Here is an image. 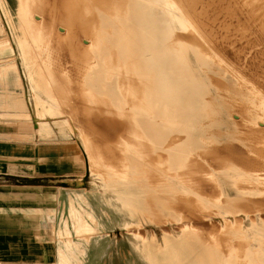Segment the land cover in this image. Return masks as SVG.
Returning <instances> with one entry per match:
<instances>
[{"label":"crops","instance_id":"0c3cea01","mask_svg":"<svg viewBox=\"0 0 264 264\" xmlns=\"http://www.w3.org/2000/svg\"><path fill=\"white\" fill-rule=\"evenodd\" d=\"M28 6L23 0L18 2L20 19L29 25L28 29L22 28V31L23 37L32 40L30 47L27 44L32 55L37 51L38 40L42 39V42L47 44L45 37L50 36L49 27L53 25L52 22H62L54 17L50 19L49 16L44 20L42 6L38 4ZM37 11L43 15V28L40 29L32 23L33 20L37 21L36 17H33ZM130 14L125 17L129 16V20L124 18L123 11H118L114 20L109 17L101 18L95 21L97 26L94 31L90 27L89 19L86 35L88 39L71 37L75 43L78 41L80 57H85V64L78 68L74 63L66 76L56 74L54 59L48 49L42 51L41 48L45 45L38 42L39 50L43 54L44 68L40 84L43 83L46 89L31 87L35 93L37 109V114H34L28 98V87L24 83L25 77L22 76L20 62L16 58L10 25L0 9V264H60L57 233L62 212L68 215L69 202L65 196H59L57 186L52 182L58 179L69 180L67 178L73 176L74 172L84 170L85 158L87 169L98 168L97 171L94 169L96 179L100 181L99 185L97 184L98 192L101 190L111 195L108 205L115 202L121 207L117 212L121 211L123 215L132 214L142 219L144 211L136 210L135 207L151 203L149 195L146 199L145 193L162 198V204L171 203L173 172L182 171L187 158H190V163L186 166L191 169L190 167L195 165L193 154L202 157V153H198L200 149H210L208 153L211 152L212 126L204 125V122L200 121L196 123L194 119L208 117L213 109H217L210 104L215 92L208 82L205 81L207 86L202 87L195 77L190 78L188 75V70L202 67L192 54L191 59H188V49L182 47L181 39L166 35L167 22L163 15L152 13L146 5L137 7L134 14ZM69 25L71 29L80 28L72 23ZM55 31V37L59 38L64 32L59 27ZM63 34L62 37H65L66 34ZM20 43L21 46H26L23 40ZM64 48L65 43L58 39L56 54H66ZM29 73L32 78L34 72L31 70ZM65 78L75 87L70 99L67 97ZM78 87H84L92 96ZM113 87H142L143 92L138 95L139 104L132 107L125 100L126 92L121 90L118 93ZM93 95L102 98L105 109L99 110L101 117L89 113L94 124L88 123L87 128L110 137L124 127L119 119L133 121L135 125L129 126V131L137 133L148 150L146 156L150 157L149 160L145 159V155L137 158L134 152H127L122 162L124 170L119 173L112 165H105L99 158H94L92 146L88 142L86 150L82 149V154H78L76 147H72L75 155L69 152L68 147H59L54 142L45 144L44 137L56 135L55 128L47 117L64 115L68 100L77 105L82 97H88L90 102H93ZM78 111L73 108V115L79 118ZM41 116L44 121L40 119ZM53 123L59 135H79L78 128L69 116ZM108 126L114 133H110L112 130ZM173 134H181L185 139L175 142L171 139ZM191 134H203V137L193 140ZM204 134H209L210 137H205ZM72 156H75L74 161L72 160L74 164L68 161ZM150 164L156 173L154 184H151L145 175L147 167H152ZM224 182L227 181L222 182L225 194L230 195V185ZM208 189L207 186L204 188L207 191ZM165 195L169 196L167 200L163 197ZM102 199L101 197L100 200ZM130 204L132 211L128 210ZM145 212L147 218L153 216L152 211ZM164 214L169 218L171 212L165 211ZM107 247L106 243L101 242L90 244L88 252L92 254L88 255L84 264H108L110 261L101 260L99 254L102 251L107 252ZM117 248V244L115 250L110 246L108 252H117ZM116 260L118 257L112 256L111 264H119L120 261Z\"/></svg>","mask_w":264,"mask_h":264},{"label":"rangeland","instance_id":"374dc122","mask_svg":"<svg viewBox=\"0 0 264 264\" xmlns=\"http://www.w3.org/2000/svg\"><path fill=\"white\" fill-rule=\"evenodd\" d=\"M19 1L21 0H5V2L0 0V9L2 13L4 14L8 24L10 25L9 26L10 34L13 38L14 46L16 48V54H17L16 58L19 59L22 76L23 78L25 77L24 83L28 87V95H29L28 98L32 104L33 113L37 114L35 111L37 110L35 108V102H36L35 93L31 87H44V89H46V86L43 83L40 84L43 80V75H44V68L42 66L43 49L45 48L48 49V51L50 52L49 54H51L52 58L54 59L56 74L57 73L58 74L62 73L63 75L67 74L69 71V68H71V65H73L74 63H76L78 68L80 66L82 67L85 64V57L84 56L80 57V46L78 44V41L75 43L72 38L68 37V35L71 32L70 31L71 27L69 25L70 22L65 21V22L58 24L55 22L56 20L53 21L52 22L53 25L49 27L50 32H51L50 36L45 37L47 44H44L42 42V39L41 41L38 40V42L40 41L39 43L45 46L44 48L41 46L42 51L40 52L39 45L37 42V51H34L31 55V52L27 46L29 45L30 47L32 45V40L28 37H23L24 32L22 31V28L28 29L29 25L27 24L26 21L23 22L20 19L19 10H18ZM76 1L78 0H74V1L73 0H35L36 4L42 6L41 8L43 9L42 14L44 15V18L41 12L37 11L33 15V17H36L37 21L33 20L32 23L34 24V26H37L38 29H40V28H43L42 18L46 20L48 19V16H49L50 19L54 17V19H57V21H59V11H58L57 3L59 5H64V6L68 5L67 3H69V8L71 9L70 10L71 12L68 14L70 17V15H72L73 7L74 6L75 8L80 7V4L79 3L76 4ZM85 1H87L86 4H89V5H86L85 7V5L82 4V8H84L83 12L85 13V16L90 19L89 24L93 31H94V28H96L97 26L95 21H99V19L104 18V17L106 18L109 17V19L112 17L114 18V15L117 14L118 11L125 12L124 18L127 15H129V13H131L130 14L131 16L134 14V10H136L138 6L137 4L132 3L133 0H99L100 4H97V3L94 4L93 0H85ZM139 1L142 3L141 5H146L148 7V10L151 11L152 13L155 12L157 14L159 13L163 15L165 17V21L167 22V24L171 21L175 22L176 33L173 35V37H177L181 39L182 47L183 46L186 47L190 55L192 54V56L196 58V61L202 67L201 69L204 71L205 81L209 83V85L211 86V89L215 92L214 94H216L222 102L221 114L223 112V115H224L223 120H220L218 118L217 115L219 113L217 109H213V112H211L210 116L208 117L206 116V117H200V118L194 119V122L196 121V123L200 121V122H204L203 123L204 125L209 124L212 126V132H211L212 150L211 152L208 153L210 149L209 150H206L203 148L200 149L198 153L199 154L204 153L202 157L198 158L196 154H193V158H192L193 163L196 162L197 164L195 163V165L193 166L190 165L191 166L190 168L192 169H189L187 166H185L182 171L177 172V173L173 172V177L174 178L177 177V180H180V181L183 180V182L188 185L192 184V186L195 187V190L197 189V191L201 195L202 194L204 195L203 196L204 198L210 199L211 202H215V203H218L220 198H223L224 196L227 195L225 194V188L222 187V182L227 181L230 185L228 190L230 191L231 195L233 196L237 195L239 197H245V196L247 197L245 198V202L243 201L242 203H240V206L243 207V210L247 211L250 216L251 215L253 217L258 216L264 220V204H263L264 200L261 201V199L264 198V175H263L264 174V151H263L264 150L263 148L264 147V138H263L264 137L263 135L264 134V131H263L264 130V125H263L264 124V93H262L264 92V88L261 87V85L264 84V81L262 80V77L258 76L257 78V76H255L254 73L252 75V73L250 72L249 74L246 73L248 76L247 77L246 75H243V73L245 74L246 71L239 68L238 66L236 67H238L239 69H237V71L235 70V65L233 64V62H231L233 60H231L232 58H230V54H229V51L231 48L230 43L227 37H225L227 35H225V32H222V30H221L222 34L221 32H219V35L217 34L218 33V29L216 28L217 26H215V23L212 22L211 20V16H209L211 14L213 15L214 12L211 11L210 13V11L208 10L207 12L206 6H205V9H203L202 11V9L198 5H195L192 2V0H187V1L185 0L184 1L183 0H177V1L176 0H139ZM179 1L180 2L182 1V2L179 3ZM190 1L192 4L186 3ZM185 3L190 4V6L187 5L188 6L187 8ZM181 5L182 6L184 5V7H181ZM196 6L197 8L199 7L198 9H201V11L197 10ZM41 8L39 9L42 10ZM184 8H186L187 10H190V8L191 10L194 9L193 10L194 12L192 11L193 14L191 13V11L189 13V11L185 9L187 11L186 12ZM195 11H199L198 14ZM201 13H202V16H200ZM62 14L67 15V13H64V12H62ZM190 14L192 15V17L190 16ZM193 15H196L197 17ZM207 16L210 17L209 18L210 20L207 18ZM198 17L199 18L202 17L201 18L202 20L199 19ZM204 18H207V20H205ZM125 19L129 20V16ZM196 21L198 22L195 23ZM205 23L207 25H205ZM211 23H214V24H211ZM209 24H211L212 26ZM54 25H56L57 27ZM210 26L212 28H210ZM58 27L64 31L63 33L66 32L65 37H62L64 35L63 33H62V36L60 35V38L58 36L55 37L56 35L55 29ZM187 29H190V30H187ZM203 29H206V30L203 31ZM224 29L228 30L227 27L223 26V31ZM188 31L192 33L193 37L190 36L191 33H189ZM228 31L229 33L233 32V31L230 32L231 30H228ZM25 32L27 34L26 30ZM206 32L209 34H204ZM214 33L218 35L219 38H217ZM187 35L189 37H187ZM207 35L208 37H206ZM58 39L60 40L61 43H65L64 51L66 50V54L63 52L62 54H60V56L56 54V43ZM80 39L87 40L88 38L85 37V35H82ZM21 40H23L26 46H21V43H20ZM223 43L226 46H224ZM216 44L217 45L221 44V45H219L220 46L219 47V46H216ZM211 46H213V48ZM214 47L215 48L219 47V48L215 49ZM225 49H229V51L228 50L226 51ZM225 52H228V53L226 54ZM221 53H223V55ZM224 56L225 58L226 57L227 58L226 59L223 58ZM227 60L229 61V64ZM31 70L34 72V74L32 75V78L29 73ZM238 70L240 73L238 72ZM214 78L217 79V82ZM68 80H69L68 78L65 79V81H67L68 83L66 84L65 87L67 90V97L69 96L68 98L70 99L71 95L74 94L75 92V91L73 92L75 87H72L69 84ZM254 80L256 81L253 82ZM257 84L260 86H258ZM78 88L81 91H85L87 94L90 93L84 87H78ZM81 88L84 90H82ZM113 88L116 91H118V93H120L121 90H124L127 94L125 95V100L126 102L130 103L132 107L137 106V104H139L138 95L139 93L143 92L142 87H113ZM93 98H94L93 102H90V99L88 97L86 98L82 97V99L78 102L77 105H75L70 100L66 101L67 104L64 108V112L66 113L64 115H58V116L47 118V120L51 122L52 127L55 128L56 135L50 138L44 137L43 140L45 144H47V142H54L59 147H68L69 152H72L74 155H75V152L73 151L74 148L72 147H76V150H77L76 152L78 154L79 153L82 154V149L86 150L85 146H86V142H88L92 146V154L94 158L96 159L99 158L105 165H112L113 166L112 168L120 173L124 170L122 162H123L125 153L131 151V153L134 152L136 155L142 157L144 155L146 156V151L148 150L144 146L140 138L137 136V133L134 130H133L134 132L129 131V126L133 127L135 125L134 122L131 120L128 121L125 118L119 119V121L123 124L124 127L120 128L119 131L113 137L105 136L102 133L98 134L94 131L89 130L87 128V124L88 123L94 124L93 123L94 120L91 119L92 117H90L91 114L89 113L92 112V114L99 115L100 114L98 113L99 110L105 109L102 98L97 97V95L96 96L93 95ZM239 104H243L244 106H247V107L244 109V106L240 105L242 109L240 107H239L240 109L238 110L237 108H234V107H238ZM73 108L76 109V112L77 110H79L78 111L79 118L73 115ZM238 113H241V115ZM257 113L261 114L260 116L261 119H256ZM68 116L72 118V123L78 128L79 135H74V134L69 133L65 137V136L59 135L58 131H56V127L53 125L54 124L53 122L67 119ZM40 119L44 121V118L42 116L40 117ZM234 119H236L237 122H235ZM246 124H248L249 127L246 126ZM244 126L247 128H245ZM250 126L251 127L257 126L261 128V133L255 134V135H258L256 137L259 138L258 139L259 141L256 139V137L253 134L250 133V129H251ZM220 130H222L224 133L223 132L221 133ZM204 136L210 137L209 134H204ZM245 136L249 138H245ZM201 137H203V134H191V139L193 140L200 139ZM250 137H252V139ZM171 139H173V141L175 142H178V140L180 142V140L185 139V137L183 135L176 134V135H173ZM253 142L255 144H253ZM244 153L246 154L244 155ZM74 159H75V156L74 157L72 156V158H70V160L68 161L71 164H74L73 162ZM145 159L149 160L150 157L146 156ZM195 159L196 161H194ZM240 159L241 160L243 159L242 161H244V163ZM198 160L201 162H199ZM257 160L259 161V163ZM86 162L87 161L85 158V162L83 164L84 170L78 171L76 169L77 171L73 173V176L67 178L69 180L58 179L52 182V184H55L57 186V190L59 191L58 192L59 196H61L62 198L63 196H65V199H67V201L69 202L68 215L66 216L65 213L62 212V216L59 221V231L57 233L58 239H59L58 242L60 245L59 246L60 264H71L74 262L76 264H84L86 262V259L88 258V255L91 256L92 254L91 252H88L89 245L96 243V242H101L104 244L106 243L108 246L107 247L108 251L110 250V246L112 247L113 250H115L116 244L118 245L117 252L115 251L113 252L112 250V252L102 251L101 253L103 254L99 253L101 255V260L110 261L108 262V264H111L112 256H114L115 258L118 257V260L116 261L118 262L120 261L119 264H143V262L138 258V256H136L137 255L136 250H138L137 246L139 244L137 242L138 238L135 235H141V238H140L141 243L145 244L144 246L146 247L149 255L151 256L152 251H151L150 245L146 243V240L148 239L145 237H155L156 236V239L158 238L157 240L161 243L164 241L163 240L164 236H168L166 231L178 233V232H182L186 228L187 229L195 228L196 230L199 231V233L197 234L199 238L202 236L205 239H207L211 244L213 243L215 246L219 247L222 250L223 249L225 251L227 250L228 247L226 245L228 244L224 242L223 238H221V235L219 233L220 226L217 224V222L216 223L212 222V224L210 222L211 221L210 219L211 218L213 219L215 214L211 212L209 209H204V207H202V205H200L199 203L198 204L196 203L197 204L196 207L192 209H190L189 207H187V205L182 204V203L174 204L173 207L176 208L175 209L176 211L175 213H171L170 217L168 218L166 216L167 214H164L166 210L161 211L160 213H157L158 209H157V206L154 200L158 196H156L155 194L150 195V194L145 193L146 199H148L147 196L149 195V200H151V203L154 202L153 204H155L154 205L155 209H153V216L152 217L148 216L147 218L146 212L142 211L143 212L142 216L141 215L140 216L142 217V220L145 218V221L140 223L138 221L133 220L135 224L134 226H130V227L123 226L124 221H125L124 220L125 215L115 211L110 205H108L109 204L108 198H110L111 195L105 194L101 190H99L98 192L99 188L97 184L99 185L100 181L96 179V175H95L96 172H94V169L97 171L98 168L96 169L95 167H93V169L91 168L87 169ZM241 162L243 165L241 164ZM260 166H261V169H260ZM257 168L259 170H257ZM101 171L103 172L104 169ZM193 171L195 172L192 173ZM145 175L149 179V182L151 184H154L155 179H156V176H155L156 173L154 171L153 166L147 167V172ZM252 175L254 177H252ZM207 182L209 183V185ZM227 182H224V183H227ZM252 182L255 184L253 185ZM165 183L167 182L165 181ZM245 184L246 185L248 184V185L246 186ZM206 185L207 187L209 186L211 189H208V191L204 190ZM213 187L215 188L216 191L214 190ZM239 187L241 188L239 189ZM209 194H212V196L211 195L209 196ZM100 196L103 198L102 201H100L99 199ZM168 197L169 196L167 195L164 196L166 200L168 199ZM256 200L258 201V203H256L257 202ZM260 201L262 202V204L259 203ZM248 204L250 206H248L247 208ZM244 205L246 208L244 207ZM260 205L263 207H261ZM131 207L132 205L130 204L128 208L129 211H132ZM144 213H145V216L143 217ZM129 216L132 217V214H129ZM44 217L47 218L46 216ZM137 224L138 225L142 224V225H140V227H137L136 226ZM167 224L170 226H168ZM207 224H209L212 227H210ZM208 230L210 231L208 232ZM162 231L165 234L164 236L162 234L163 233ZM230 231L232 234H235L236 236V237H233V244L231 241L232 247L234 245L236 250L232 252L233 257L235 256L234 259L232 258L228 262V264H246V261H244L243 257L245 255V249L249 248L250 246L249 244H246V242H244L242 237H239L238 227L235 226V228L230 229ZM189 232L191 231L189 230ZM150 234L151 236H149ZM134 237H136V239ZM216 244H219V245H216ZM186 248L188 250H191L190 246H187ZM162 249H163L162 251L165 257L161 258L158 262L160 263L168 262L171 264H176V262L177 263L179 262L180 258L177 255L176 249L174 248L170 249L163 245H162ZM256 254L259 258L257 259L258 262H261L260 264H264V259H262V257L264 256V252L257 251ZM46 258L47 257L45 256V259Z\"/></svg>","mask_w":264,"mask_h":264},{"label":"bare ground","instance_id":"6f19581e","mask_svg":"<svg viewBox=\"0 0 264 264\" xmlns=\"http://www.w3.org/2000/svg\"><path fill=\"white\" fill-rule=\"evenodd\" d=\"M74 1V0H73ZM94 1V4L97 3V4H100V1L99 0H93ZM177 1V0H176ZM184 1V0H183ZM187 1V0H185ZM91 2V1H90ZM182 2V1H181ZM179 1V3H181ZM192 2L195 4V5H198L202 11L203 9H205V6H206V11H213V15H209L211 16V20L212 22L215 23V26H217L216 28L218 29V35H219V32H225V37H227L229 43H230V51L229 49H225L226 51L228 50L229 51V54H230V58H232L231 62H233V64L235 65V70L237 71V69L241 68L243 70H245V74L243 73V75H246V73L249 74L254 73L255 76H260L262 77V80L264 81V0H192ZM23 3L26 4H29V6H34L36 5L35 3V0H23ZM80 4V7L78 8H75V6L73 7V10H72V15H70L69 17V14L71 11V9L69 8V3H67L68 5L64 6V5H59L57 3V6H58V11H59V21L61 22H64V21H67V22H70V24H75L77 27L80 26L79 29H71L70 31V34L68 35L69 38L71 37H76V38H79L81 37L82 35H87V22L89 20L88 17L85 16V13L83 12L84 8H82V4L85 5H89V4H86L87 1L85 0H78L76 1V4ZM130 3V2H129ZM133 4H137L139 7L142 3L139 1V0H133L132 1ZM186 3H191L190 2H186ZM185 3V4H186ZM49 4V3H48ZM75 4V3H74ZM192 4V3H191ZM193 4V5H194ZM129 5V4H127ZM190 4H186V6ZM192 5V6H193ZM194 5V6H195ZM28 6V7H29ZM177 6V5H176ZM185 6V7H186ZM181 7H184V5ZM198 7V8H199ZM179 8V7H178ZM188 8V6H187ZM192 8V7H191ZM187 10L186 8H184V10L186 9L187 11H192L195 9H192L191 10ZM197 6H196V9L197 10H200L201 9H198ZM98 10V9H97ZM185 10V11H186ZM100 11V10H99ZM182 11V10H180ZM184 11V12H185ZM186 11V12H187ZM207 11V12H208ZM30 10L27 12L29 13ZM62 12L64 13H67L66 14H62ZM101 12V11H100ZM194 12V11H193ZM197 14L199 11H195ZM206 12V13H207ZM25 13V14H27ZM125 13V12H124ZM203 13V12H202ZM202 13L200 16H202ZM105 14V13H104ZM193 14V13H192ZM87 15V14H86ZM106 15V14H105ZM207 15V14H206ZM88 16V15H87ZM110 16V15H109ZM115 16V15H114ZM190 16L192 17V15L190 14ZM193 16H196V15H193ZM207 16V18L209 19L210 17ZM27 17V16H26ZM111 17V16H110ZM197 17V16H196ZM195 17V18H196ZM28 18V17H27ZM26 18V19H27ZM30 18V17H29ZM113 18V17H112ZM111 18V19H112ZM121 18V17H120ZM199 18V17H198ZM197 18V20H198ZM202 17H200L199 19H201ZM207 18H204L205 20H207ZM188 19V18H187ZM194 19V17H193ZM202 20V19H201ZM204 20V22H205ZM210 20V19H209ZM190 21V20H189ZM194 21V20H193ZM29 22V21H28ZM198 21H196L195 23H197ZM30 23V22H29ZM123 23V22H122ZM125 23V21H124ZM128 23V22H127ZM188 23V21H187ZM200 23V22H199ZM198 23V24H199ZM214 23H211V24H214ZM118 24V22L116 23ZM201 24V23H200ZM209 24V25H211ZM32 25V24H31ZM34 25V24H33ZM126 25V24H125ZM124 25V26H125ZM205 25H207L205 23ZM196 26V25H194ZM199 26V25H198ZM212 26V25H211ZM210 26V28H212ZM223 26L224 27H227L228 30H231L230 32L232 33H229V31L227 29H224L223 31ZM182 27V25H181ZM204 27V26H203ZM231 27V28H230ZM119 28V27H118ZM122 28V27H121ZM207 28V27H206ZM222 28V29H221ZM63 29V28H62ZM123 29V28H122ZM165 29H166V35L167 36H171L173 37V35L176 33V24L174 21H171L167 24V26H165ZM184 29V28H183ZM201 29V28H199ZM100 30V29H99ZM105 30V29H104ZM185 30V29H184ZM187 30H190V29H187ZM206 30V29H203V31ZM211 30V29H210ZM215 30V29H214ZM112 31V30H111ZM202 31V30H201ZM208 31V30H207ZM228 31V32H227ZM30 32V31H29ZM120 32V31H119ZM160 32V31H159ZM184 32V31H183ZM189 32V31H188ZM214 32V31H213ZM221 32V34H222ZM227 32V33H226ZM66 33V32H65ZM181 33V32H180ZM191 33V32H189ZM95 34V33H94ZM99 34V32H98ZM178 34V33H177ZM204 34H209V33H204ZM211 34V32H210ZM215 34V33H214ZM110 35V34H109ZM195 35V34H194ZM216 35V34H215ZM216 35L217 38H219V36ZM224 35V33H223ZM190 36H192V33L190 34ZM196 36V35H195ZM222 36V35H221ZM97 37V36H96ZM103 37V36H102ZM159 37V36H158ZM183 37V36H181ZM187 37H189L187 35ZM193 37V36H192ZM204 37V36H203ZM208 37V35L206 36ZM205 37V39H206ZM197 38V37H196ZM210 38V37H209ZM216 38V39H217ZM223 38V37H222ZM231 38V39H229ZM101 39V38H100ZM178 39V38H177ZM195 39V38H194ZM208 39V38H207ZM221 39V38H220ZM173 40V38H172ZM192 40V38H191ZM211 40V39H210ZM215 40V38H214ZM224 40V39H223ZM222 40V41H223ZM226 40V39H225ZM103 41V40H102ZM219 41V40H218ZM98 42V41H97ZM172 42V41H171ZM197 42V41H196ZM208 42V41H207ZM212 42V41H211ZM215 42V41H214ZM217 42V41H216ZM221 42V41H220ZM160 43V42H159ZM170 43V42H169ZM180 43V42H179ZM182 43V42H181ZM201 43V42H200ZM222 43V42H221ZM94 44V43H93ZM168 44V43H167ZM176 44V43H175ZM184 44V43H183ZM218 44V43H217ZM216 46H219L217 45ZM106 45V44H105ZM105 45H102V46H105ZM168 45H171V44H168ZM168 45H167V48H168ZM192 45V44H191ZM209 45V44H208ZM224 46H226L224 43H223ZM110 46V45H109ZM160 46V45H159ZM203 46V45H202ZM201 46V47H202ZM175 47V46H174ZM213 48V46H211ZM220 47V46H219ZM219 47H216V48H219ZM96 48V47H95ZM178 48V47H177ZM183 48H186V47H183ZM215 48V47H214ZM215 48V49H216ZM223 48V47H222ZM221 48V49H222ZM227 48V47H226ZM127 49V48H126ZM160 49V48H159ZM203 49V48H202ZM207 49V48H206ZM220 49V50H221ZM224 49V48H223ZM173 50V49H172ZM170 51H171V48H170ZM184 51V50H183ZM205 51V50H204ZM207 51V50H206ZM217 51V50H216ZM215 51V52H216ZM222 51V50H221ZM93 52V51H92ZM110 52V50H109ZM209 52V51H208ZM219 52V51H218ZM224 52V50H223ZM135 53V52H134ZM169 53V52H168ZM201 53V52H200ZM207 53V52H206ZM226 54L228 52H225ZM99 54V53H98ZM172 54V53H171ZM186 54V53H185ZM210 54V53H209ZM223 55V53H221ZM127 55V54H126ZM138 55V54H137ZM128 56V55H127ZM229 57V56H228ZM182 58V57H181ZM225 58V56L223 57ZM227 58V57H226ZM225 58V59H226ZM95 59V58H94ZM111 59V58H110ZM138 59V58H137ZM188 59L190 60L191 59V56H190V53L188 54ZM182 60V59H181ZM229 60V58H228ZM227 60V61H228ZM110 61V60H109ZM225 61V62H227ZM48 62V61H47ZM122 62V61H121ZM104 64V63H103ZM228 64H229V61H228ZM174 65V64H173ZM46 66V65H45ZM238 66V67H236ZM48 67V66H47ZM106 67V66H105ZM117 67V66H116ZM115 67V68H116ZM88 71V70H87ZM118 71V70H117ZM239 72V70H238ZM242 72V71H241ZM106 73V72H105ZM145 73V71H144ZM240 73V72H239ZM238 73V74H239ZM112 74V72H111ZM242 74V73H241ZM60 75H63L62 73H59V76ZM84 75V74H83ZM151 75V74H150ZM188 75L190 78L192 77H195L197 82L202 86V87H206L207 85L205 84V74H204V71L202 69H194V70H188ZM241 75V76H243ZM66 76V75H65ZM107 76V74H106ZM109 76V75H108ZM113 76V75H112ZM244 76V77H246ZM211 77V76H210ZM248 77V76H247ZM254 77V76H253ZM66 79V78H65ZM215 79V78H214ZM251 79V78H250ZM216 82H217V79H215ZM247 80V79H246ZM252 80V79H251ZM84 81V80H83ZM213 81V80H212ZM256 80H254L253 82H255ZM58 82V81H57ZM72 82V81H71ZM251 82V81H250ZM261 82V81H260ZM66 83V82H65ZM84 83V82H83ZM219 83V82H218ZM239 83V82H238ZM68 84V83H67ZM71 84V83H69ZM253 84V83H252ZM155 85V84H154ZM221 85V84H220ZM226 85V84H225ZM224 85V86H225ZM258 85V84H257ZM215 86V85H213ZM223 86V85H222ZM242 86V85H241ZM260 86V85H258ZM103 87V86H102ZM247 87V86H246ZM261 87L264 88V84L261 85ZM221 88V87H220ZM249 88V87H248ZM262 88V90H263ZM53 89V88H52ZM218 89V88H217ZM226 89V88H225ZM251 89V88H250ZM259 89V88H258ZM45 90V89H44ZM105 90V89H103ZM239 90V89H238ZM247 90V88H246ZM252 90V89H251ZM261 90V91H262ZM51 91V90H50ZM264 93V92H262ZM241 94V93H239ZM229 96V95H228ZM239 96V95H238ZM243 96V94H242ZM241 96V97H242ZM248 97V96H247ZM255 97V96H254ZM257 98V97H256ZM258 99V98H257ZM110 100V99H109ZM243 100V99H242ZM151 101V100H150ZM245 101V100H244ZM207 102V101H206ZM250 102V101H249ZM208 103V102H207ZM235 103V102H234ZM237 103V102H236ZM241 103V102H240ZM209 104V103H208ZM210 104H212L213 107L216 106L217 110H218V118L220 120H223V112L221 114V111H222V102L221 100L218 98V96L215 94L212 98V101L210 102ZM245 104V103H244ZM240 105H243V104H239L238 107H234V108H237L240 109ZM235 106V105H234ZM244 106V105H243ZM211 108V106H209ZM240 107V108H239ZM247 106H244V109L246 108ZM249 107V106H248ZM250 108V107H249ZM242 109V108H241ZM252 109V108H251ZM262 109V108H261ZM210 110V109H209ZM134 111V110H133ZM174 111V109H173ZM245 111V110H244ZM258 111V110H257ZM118 112V111H117ZM210 112V111H209ZM48 113V112H47ZM120 113V112H119ZM142 113V112H141ZM154 113V112H153ZM165 113V112H164ZM168 113V112H167ZM208 113V112H207ZM236 113V112H235ZM262 113V112H261ZM140 114V113H139ZM203 114V113H202ZM205 114V113H204ZM211 114V113H210ZM241 115V113H238ZM243 114V113H242ZM55 115V114H54ZM166 115V113H165ZM234 115V114H233ZM245 115V114H244ZM147 116V115H146ZM261 114H256V119H261L260 118ZM148 117V116H147ZM243 117V116H242ZM247 117V116H246ZM48 118V117H47ZM239 118V117H238ZM152 119V118H151ZM150 119V120H151ZM154 119V118H153ZM170 119V118H169ZM242 119V118H240ZM246 119V118H245ZM155 120V119H154ZM162 120V119H161ZM248 120V119H247ZM253 120V119H251ZM263 120V119H262ZM137 121V120H136ZM159 121V120H157ZM235 122L236 119H234ZM244 121V120H243ZM255 121V120H253ZM239 122V121H238ZM247 122V121H245ZM259 122V121H258ZM172 123V122H171ZM177 123V122H175ZM242 123V122H241ZM138 124V123H137ZM255 124V123H254ZM105 125V124H104ZM229 125V124H228ZM236 125V124H235ZM242 125V124H241ZM245 125V124H243ZM264 125V124H263ZM112 126V125H111ZM176 126V125H175ZM178 126V125H177ZM203 126V125H202ZM246 126L249 127L248 124H246ZM259 126V125H258ZM105 127V126H104ZM110 127V126H108ZM239 127V125H238ZM243 127V126H242ZM245 127V126H244ZM251 127V126H250ZM165 128V127H164ZM163 128V129H164ZM172 128V127H171ZM170 128V129H171ZM197 128V127H196ZM200 128V127H199ZM234 128V127H233ZM247 128V127H245ZM110 129L112 130V132L110 131V133H114L113 132V129L110 127ZM173 129V128H172ZM192 129V128H191ZM204 129V127L202 128ZM236 129V128H235ZM238 129V128H237ZM108 130V129H107ZM119 130V129H118ZM205 130V129H204ZM207 130V129H206ZM240 130V129H239ZM247 130V129H245ZM263 130V129H262ZM243 131V130H242ZM264 131V130H263ZM107 132V131H106ZM201 132V131H200ZM214 132V131H213ZM220 132L222 133L223 131L220 130ZM109 133V134H110ZM224 133V132H223ZM250 133L253 134L255 137L258 136V135H255V134H259L261 133V128L260 127H257V126H252L251 129H250ZM108 134V132H107ZM182 134V133H181ZM180 134V135H181ZM174 135V134H173ZM264 135V134H263ZM262 135V136H263ZM113 136V135H112ZM254 137V138H255ZM49 138V137H48ZM170 138V137H169ZM245 138H249V137H246ZM252 139V137H250ZM264 138V137H263ZM206 139V138H205ZM231 139V138H229ZM256 139L258 140L259 138L256 137ZM259 141V140H258ZM230 142V141H229ZM261 142V141H260ZM153 143V142H152ZM202 143H205L202 141ZM232 143V142H231ZM262 143V142H261ZM199 144V143H198ZM207 143H205L206 145ZM227 144V143H226ZM253 144H255L253 142ZM173 145V144H172ZM175 145V144H174ZM224 145V144H223ZM260 145V144H259ZM199 146V145H198ZM202 146V145H200ZM208 146V145H207ZM236 146V145H235ZM242 146V145H241ZM253 146V145H252ZM228 147V146H227ZM163 148V147H162ZM244 148V147H243ZM264 148V147H263ZM262 148V149H263ZM215 150V149H214ZM225 150V148H224ZM227 150V148H226ZM237 150V149H236ZM164 152V150H161ZM264 151V150H263ZM262 151V152H263ZM238 152V151H237ZM242 153V152H240ZM198 154V153H197ZM246 153H244L245 155ZM249 154V153H248ZM132 155V154H131ZM157 155V154H156ZM159 155V154H158ZM203 155V153L201 154ZM230 155V154H229ZM258 155V154H257ZM88 156V155H87ZM198 156V155H197ZM205 156V155H204ZM189 157V156H188ZM200 157V156H198ZM224 157V156H223ZM227 157V155H226ZM233 157V156H231ZM257 157V156H256ZM132 158V157H131ZM137 158H138V155H137ZM169 158V157H168ZM230 158V157H229ZM237 158V157H236ZM83 159H84V156H83ZM89 159V158H88ZM197 159V158H196ZM203 159V158H202ZM258 159V158H256ZM162 160V158H161ZM185 160V159H184ZM190 158H187L186 159V165L188 166V164L190 163L189 162ZM204 160V159H203ZM202 160V161H203ZM234 160V159H233ZM241 160V159H240ZM243 160V159H242ZM241 160V161H242ZM92 161V160H91ZM199 161V160H198ZM239 161V159H238ZM258 161V160H257ZM201 162V161H199ZM237 162V161H236ZM244 163V161H242ZM241 162V164H242ZM251 162V160H250ZM196 163V162H195ZM259 163V161H258ZM197 164V163H196ZM203 164V163H202ZM232 164V163H231ZM262 164V163H260ZM259 164V165H260ZM158 165V164H157ZM163 165V164H162ZM180 165V164H179ZM185 165V166H186ZM208 165V164H207ZM236 165V164H235ZM243 165V164H242ZM209 166V165H208ZM245 166V165H244ZM231 167V166H230ZM184 168V167H183ZM198 168V167H197ZM212 168V167H211ZM228 168V167H227ZM226 168V169H227ZM236 168V167H235ZM263 168V167H262ZM171 169V167H170ZM178 169H179V166H178ZM182 169V168H181ZM192 169V168H191ZM199 169V168H198ZM230 169V168H229ZM260 169H261V166H260ZM218 170V169H216ZM215 170V171H216ZM242 170V169H241ZM257 170H259L257 168ZM170 171V170H169ZM220 171V170H218ZM225 171V169H224ZM245 171V170H244ZM175 172V171H174ZM178 172V171H177ZM176 172V173H177ZM189 172V171H188ZM195 171H193L192 173H194ZM227 172V171H226ZM263 172V171H262ZM165 173V172H164ZM263 174V173H262ZM123 175V174H122ZM204 175V174H203ZM261 175V174H260ZM264 175V174H263ZM262 175V176H263ZM121 176V175H120ZM166 176H167V173H166ZM177 176V174H176ZM122 177V176H121ZM169 177V176H168ZM252 177H254L252 175ZM172 178V177H171ZM180 178V177H178ZM119 179V178H118ZM228 179V178H227ZM231 179V178H230ZM109 180V179H108ZM113 180V179H112ZM128 180V179H126ZM170 181V180H169ZM208 181V180H207ZM111 182V181H110ZM138 182V181H137ZM171 183V182H170ZM189 183V182H188ZM204 183V181H203ZM208 183V182H207ZM253 183V182H252ZM234 184V183H233ZM240 184V183H239ZM255 183H253L254 185ZM149 185V184H148ZM209 185V183H208ZM211 185V184H210ZM214 185V184H213ZM237 185V184H236ZM246 185V184H245ZM248 185V184H247ZM246 185V186H247ZM171 186H172V198H171V203L169 204H162V198H159V197H154L155 200V204L157 206V213H160L161 211H165L166 212H171V213H175V209L173 207L174 204H178V203H182V204H185L187 205V207H189L190 209L196 207V205L199 203L200 205H202V207H204V209H209L211 212H213L215 215H214V218L210 219L211 221V224L212 222L216 223L220 226V230H219V233L221 235V238H223L224 242L228 245H226L228 248L227 250L225 251L224 249H220L219 247L215 246L213 243L211 244L207 239H205L204 237H198V233L199 231L196 230L195 228H190V229H185L183 230L182 232H178V233H174V232H168L166 231V233L168 234V236H164V232L162 233L164 238H163V242H159L157 239H156V236L155 237H145L147 238L148 240H146V243L150 245V248H151V251H152V255L150 256L146 247L144 246L145 244L144 243H141V235H135L137 238H138V246H137V255L138 258L143 262V264H171V263H168V262H164V263H160L158 262L161 258L165 257L164 254H163V249H162V245L163 246H166L168 248H174L176 249V252H177V255L179 256V262L176 264H228V262L234 257H233V253L234 250H236V248L232 247L231 245V241H232V244H233V237H236L235 234H232L230 229L232 228H235L238 227L239 229V237H242L244 242H246V244H249V248L245 249V255L243 257L244 261H246V264H260L261 262H258L257 259L258 256L256 252L257 251H260V252H264V220L261 218V217H258V216H255L253 217L252 215L250 216L248 214L247 211L243 210V207L240 206V203H242L243 201L245 202V198H247L245 195V197H239L237 195H226L224 196L223 198H220V200L218 201V203H215V202H211L210 199H207V198H204L203 194L201 195L197 189L195 190L192 186V184L188 185L186 183L180 180H177V178L173 177L172 178V183H171ZM207 186V185H206ZM234 186V185H233ZM241 186V185H239ZM243 186V185H242ZM237 187V186H236ZM200 188V187H199ZM209 189H211L210 187H207ZM214 188V187H213ZM233 188V187H232ZM241 187H239L240 189ZM247 189V187H246ZM200 190V189H198ZM215 190V188H214ZM212 191V190H211ZM216 191V190H215ZM122 192V191H121ZM203 192V191H202ZM208 193V192H207ZM210 193V192H209ZM223 193V192H222ZM206 194V193H205ZM207 195V194H206ZM212 196V194H209V196ZM222 195V194H221ZM243 195V194H242ZM157 196V195H156ZM254 196V195H253ZM164 197V196H163ZM208 197V196H207ZM220 197V195H219ZM256 197V196H255ZM258 197V196H257ZM259 198V197H258ZM257 198V200H258ZM261 198V197H260ZM100 199V198H99ZM121 199V198H120ZM251 199V198H250ZM110 200V199H109ZM124 200V199H123ZM255 200V199H253ZM256 200V201H257ZM260 200V199H259ZM264 200L261 199V201ZM101 201V200H100ZM145 201V200H144ZM259 202L262 204V202ZM147 202V201H146ZM153 202V203H154ZM149 203V202H148ZM153 203H150V204H143V205H138L136 208V210H140V211H152L153 212V209H155ZM197 203V204H196ZM252 203V202H251ZM258 203V201L256 202ZM264 204V203H263ZM110 206L115 210H119L120 207L118 206L117 203H110ZM248 206H250L249 204L247 205V208ZM261 206V205H260ZM154 207V208H153ZM245 207V205H244ZM263 207V206H261ZM246 208V207H245ZM178 210V209H177ZM258 210V209H256ZM189 211V210H188ZM121 211H119L120 213ZM210 212V213H211ZM138 213V212H137ZM156 213V214H157ZM253 213V212H252ZM180 214V213H179ZM244 214V216H243ZM153 215V214H152ZM192 215V214H191ZM125 216L127 217L126 219H124V224L123 226H134V221H138L140 223H142L143 221H145V218L142 220L141 218L139 217H136L135 215L132 217L129 216V214H125ZM205 216V215H204ZM263 216V214H262ZM147 217V216H146ZM132 218V219H131ZM134 220V221H133ZM142 220V221H141ZM207 220V219H206ZM215 220V221H214ZM119 222V221H117ZM123 222V220H122ZM121 222V224H122ZM150 223V222H149ZM172 223V222H171ZM119 224V225H121ZM192 224V223H191ZM140 225L142 224H137L136 226L137 227H140ZM168 225V224H167ZM209 225V224H207ZM170 226V225H168ZM193 226V225H192ZM210 226V225H209ZM167 227V226H166ZM184 227V226H183ZM212 227V226H210ZM214 227V226H213ZM168 228V227H167ZM189 228V227H188ZM217 228V227H216ZM181 229V228H180ZM162 230V229H160ZM189 230L191 232H189ZM134 231V230H133ZM138 231V230H137ZM201 231V230H200ZM205 231V230H204ZM210 230H208L209 232ZM161 232V231H160ZM159 232V233H160ZM203 232V231H202ZM154 233V232H152ZM189 233V234H188ZM206 233V232H204ZM218 233V232H217ZM218 233V234H219ZM141 234V233H140ZM143 235V234H142ZM203 235V234H202ZM237 235V234H236ZM147 236V235H146ZM151 236V234L149 235ZM136 237H134L136 239ZM236 242V241H235ZM131 243V242H130ZM221 243V242H220ZM223 243V242H222ZM137 244V243H136ZM242 244V243H241ZM216 245H219V244H216ZM231 245V246H229ZM187 246H190L191 250H188L186 247ZM131 247V246H130ZM239 248V247H238ZM133 249V248H132ZM135 252V250H134ZM163 255V256H162ZM135 256V254H134ZM136 259V258H135ZM236 259V258H235ZM262 259H264V256L262 257ZM169 260V259H168ZM257 261V262H256Z\"/></svg>","mask_w":264,"mask_h":264}]
</instances>
